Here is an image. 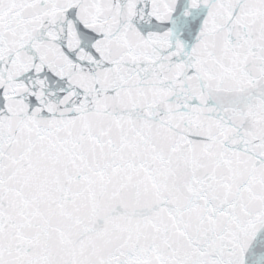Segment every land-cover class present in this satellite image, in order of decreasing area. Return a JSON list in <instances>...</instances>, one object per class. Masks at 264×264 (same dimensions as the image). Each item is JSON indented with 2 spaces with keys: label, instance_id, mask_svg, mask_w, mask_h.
Wrapping results in <instances>:
<instances>
[{
  "label": "snow or ice",
  "instance_id": "snow-or-ice-1",
  "mask_svg": "<svg viewBox=\"0 0 264 264\" xmlns=\"http://www.w3.org/2000/svg\"><path fill=\"white\" fill-rule=\"evenodd\" d=\"M0 264H264V0H0Z\"/></svg>",
  "mask_w": 264,
  "mask_h": 264
}]
</instances>
